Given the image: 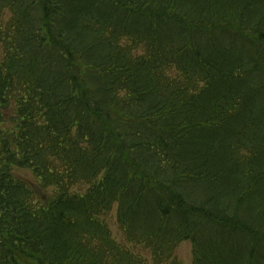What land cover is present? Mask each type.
Wrapping results in <instances>:
<instances>
[{
    "label": "trees",
    "instance_id": "trees-1",
    "mask_svg": "<svg viewBox=\"0 0 264 264\" xmlns=\"http://www.w3.org/2000/svg\"><path fill=\"white\" fill-rule=\"evenodd\" d=\"M183 242L264 264V0H0V264Z\"/></svg>",
    "mask_w": 264,
    "mask_h": 264
},
{
    "label": "rangeland",
    "instance_id": "rangeland-1",
    "mask_svg": "<svg viewBox=\"0 0 264 264\" xmlns=\"http://www.w3.org/2000/svg\"><path fill=\"white\" fill-rule=\"evenodd\" d=\"M18 175L23 179H27L31 183V188L33 189L35 195L34 197L38 200V202L44 203L45 201L50 199L52 190H44L39 188L38 184L30 175V173L20 171ZM78 191H84V188ZM103 219L108 224L113 237L118 241L123 242L124 237L122 235V232L118 228V225L116 224V206H114L112 210H110L105 216H103ZM175 255L177 260L181 264H192V249L191 245L188 242H183L182 244H180L175 251Z\"/></svg>",
    "mask_w": 264,
    "mask_h": 264
}]
</instances>
